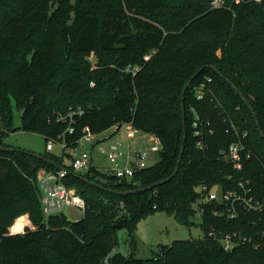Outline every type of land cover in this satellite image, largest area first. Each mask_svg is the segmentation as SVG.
Here are the masks:
<instances>
[{
	"label": "trees",
	"instance_id": "1",
	"mask_svg": "<svg viewBox=\"0 0 264 264\" xmlns=\"http://www.w3.org/2000/svg\"><path fill=\"white\" fill-rule=\"evenodd\" d=\"M212 1L0 0V146L13 147L5 137L17 129L64 143L62 155L46 150L42 158L0 149V264H264V209L230 219L228 202L206 200L215 187L242 192L243 181L264 201V138L228 82L264 132V0ZM124 124L160 138L157 162L132 180L93 163L75 170L71 152L86 134ZM184 133L178 172L153 186L173 174ZM240 140L251 155L237 168L228 149ZM62 167L61 182L86 203L79 221L45 211L39 174ZM157 211L199 223L203 236L162 244L149 259L114 252L120 218L133 237ZM24 214L34 228L11 233ZM235 232L255 241L225 249L222 238Z\"/></svg>",
	"mask_w": 264,
	"mask_h": 264
},
{
	"label": "built area",
	"instance_id": "2",
	"mask_svg": "<svg viewBox=\"0 0 264 264\" xmlns=\"http://www.w3.org/2000/svg\"><path fill=\"white\" fill-rule=\"evenodd\" d=\"M261 1V0H254ZM212 5L215 7H223L225 6V0H213ZM139 67H135V71ZM81 112V111H80ZM64 120L67 119L65 116H60ZM69 117L72 120V113L69 114ZM199 117L196 118L194 125L197 126ZM126 127L128 126V137L134 136L135 133L139 132L136 128H134L131 124H124ZM131 127V129L129 128ZM74 128L70 127L69 131L73 132ZM246 136V133H244ZM154 140L156 141V145H154V149L157 151L161 148V140L160 138L153 135ZM94 135L88 133L86 134L80 141L81 143H85L87 141H93ZM49 144L57 143L56 140L50 139L48 141ZM59 144L63 146V142ZM78 147L73 149V161L72 165L77 171L87 170L92 165L91 154L87 150H82L81 152L77 151ZM246 155L249 157L251 154L247 151L246 146L243 142L237 141L230 144L228 149V155L233 160L235 166L237 168L242 167V155ZM108 158L111 163L110 173L116 175L120 179H128L132 180L136 173H138L143 168L149 166V154L148 151H125L121 147V143H115L110 146L108 151ZM65 175V171H59L57 174L54 173H45L44 175H39V183L41 184L45 196H44V204L45 211L50 214L56 211L61 210L64 206H73L81 212H85L86 203L85 200L78 194L74 189H68L62 182L61 177ZM54 179H58L57 182H53ZM242 187V192L236 190H227L225 192H216L214 189L210 190L208 197L206 200L210 201H219L224 200L228 202L227 215L230 219L236 218L240 215V212L247 211L251 212L252 210L262 211L264 209V201L255 200L250 194V188L245 185V182H240ZM206 189V187L204 188ZM205 202V201H204ZM210 235H215L212 231ZM254 240L252 237H248L242 235L240 233L227 234L222 238V242L224 248L227 250H231L234 247L241 245L247 241ZM255 241V240H254ZM256 246L260 244V242H256Z\"/></svg>",
	"mask_w": 264,
	"mask_h": 264
},
{
	"label": "rangeland",
	"instance_id": "3",
	"mask_svg": "<svg viewBox=\"0 0 264 264\" xmlns=\"http://www.w3.org/2000/svg\"><path fill=\"white\" fill-rule=\"evenodd\" d=\"M94 56H95L94 54L91 55L92 59L94 58ZM14 122L16 127H19L21 125V111H19L15 106H14ZM129 128L131 129V127ZM127 129L128 128L125 125H123V127H121V129L118 131V134L116 136L114 131H109V135L112 134V140L121 138L123 144L125 145V148H126V144L128 143V139L126 137ZM107 134L104 132L102 134L94 136L93 141H90L91 144L81 143L78 146L77 151L81 152L82 150L85 149L91 152V150L93 149L92 146L93 142H96L98 146H100L99 144L101 143L103 144L106 141H107L106 143L109 144L108 141L109 139L103 141V139H105ZM5 141L8 144L12 145L13 147L25 151H30L33 153L42 154L46 150H48V151H53L58 155L63 154V149L60 144L46 143L44 136L37 132L17 129L6 135ZM97 141L100 142L102 141V142L97 143ZM129 142L131 144L130 152L132 153L135 151H143V150L148 151L149 165L154 164L160 159L159 152L156 149H154V145H156V141L152 140L150 136L147 135V133L141 131L137 132L135 133L134 136L130 137ZM94 154L96 156L98 163L101 166V170L106 171L107 169L105 165L108 162L107 157L105 155L100 156L98 149L94 151ZM66 161L71 162V158L67 157ZM81 171L84 172L85 170H81ZM214 190L216 192H220V190L216 189V187L214 188ZM66 209L67 207L64 206L61 210L66 212ZM21 220H25V218L23 217L21 218ZM200 220L201 217L200 214H198V217L196 218V222H199ZM15 225L13 229L17 230ZM116 234L118 239V245L114 249V252H122L127 256L133 254L134 257L136 258L149 259L153 256L154 253L153 251L158 250L160 245L171 244L174 240L177 239L201 238L203 236V230L200 227L199 223L189 226L179 222L174 215H170L165 211H157L153 214L146 216L137 223L134 229L133 237L130 235L127 227L118 228Z\"/></svg>",
	"mask_w": 264,
	"mask_h": 264
},
{
	"label": "water",
	"instance_id": "4",
	"mask_svg": "<svg viewBox=\"0 0 264 264\" xmlns=\"http://www.w3.org/2000/svg\"><path fill=\"white\" fill-rule=\"evenodd\" d=\"M206 67H210L212 69H214L215 71H217L220 75H222V73L213 65H206ZM196 75H194L192 78H190L188 80V82L186 83L185 87H184V94L187 90V88L190 86V84L192 83L193 79L195 78ZM223 76V75H222ZM228 80V79H227ZM228 82L232 85V87L236 90V92L239 94V96L244 100V102L247 104V106L250 108V110L252 111L253 113V116L255 117L256 119V124H257V127L258 129L260 130V133H261V136L264 138V132L262 131L261 129V125H260V122L256 116V112L253 108V106L251 105V103L248 101V99L244 96V94L242 93V91L236 86L234 85L230 80H228ZM182 117H183V123H184V129H186V122H185V104H184V96L182 98ZM185 139H186V134L184 133V139H183V145H182V148H181V151H180V156H179V159H178V164L173 172V174L168 177L167 179H164L158 183H156L155 185L153 186H156V185H160V184H163L169 180H171L172 177H174L176 175V173L178 172V169H179V166H180V162H181V159H182V156H183V153H184V149H185V146H184V143H185ZM0 149H4V150H7V151H22V149H19V148H16V147H5V146H0ZM24 152H27V153H30V154H35L36 156L42 158L43 155L42 154H39V153H33V152H30V151H25L23 150ZM62 169L64 171H66L67 169L66 168H63ZM80 177L84 178L85 180L91 182L92 184H96L94 181H91L89 180L88 178L82 176V175H79ZM58 179H54L53 182H57ZM151 187H144V188H140V189H134V190H131V191H128V192H125L124 194H129V193H136L138 191H146L147 189H149ZM66 214L68 215V217L74 221H79L81 219H83L84 217V213L79 211L78 209H76L75 207L73 206H68L67 209H66ZM129 223V219L127 216L125 217H122L120 218V220L116 223V227L117 228H123V227H127Z\"/></svg>",
	"mask_w": 264,
	"mask_h": 264
},
{
	"label": "crops",
	"instance_id": "5",
	"mask_svg": "<svg viewBox=\"0 0 264 264\" xmlns=\"http://www.w3.org/2000/svg\"><path fill=\"white\" fill-rule=\"evenodd\" d=\"M121 127H123V125L122 126H119V127H115V128H113V129H111V130H109V131H114V133H115V136L118 134V131L121 129ZM127 128H128V126H127ZM109 131H107V132H105L106 134H107V136L105 137V139H103V141H105V140H107V139H109L108 141H109V144H107L106 142H104L103 144L100 142V141H97V143H101V144H99L100 146H98L97 144H96V142H93L92 143V146H93V149L91 150V152L89 151V150H87V151H89L90 152V154H91V161H92V163L98 168V169H100L101 170V166H100V164L98 163V161H97V159H96V156H95V154H94V151L96 150V149H98V151H99V154H100V156H106L107 157V164L105 165L106 166V171L105 172H110V168H111V163H110V161H109V158H108V151H109V149H110V146L111 145H113V144H115V143H121V147L125 150V151H130L131 149V144H130V142H129V139H130V137H128V134H126V137H127V139H128V143L126 144V148H125V145L123 144V141H122V139L121 138H117V139H113L112 140V134L111 135H109ZM127 131H128V129H127ZM140 132V131H139ZM147 135H149L150 136V138L152 139V140H154V138H153V135L152 134H147ZM113 137H114V135H113ZM91 144V142L90 141H87V142H85L84 144ZM85 150V149H84ZM73 153V152H72ZM46 172L45 171H41L40 172V175H44ZM21 217H26L27 218V222H25L24 223V225H23V227H21V228H19V229H17V230H14L13 229V227H14V225H15V223L17 222V220L19 219V218H21ZM21 217H19L17 220H16V222L10 227V232L11 233H20V232H24V230H25V228L26 227H31V228H34V226H33V224H32V222H31V220H30V218H29V215L28 214H26V215H23V216H21Z\"/></svg>",
	"mask_w": 264,
	"mask_h": 264
},
{
	"label": "bare ground",
	"instance_id": "6",
	"mask_svg": "<svg viewBox=\"0 0 264 264\" xmlns=\"http://www.w3.org/2000/svg\"><path fill=\"white\" fill-rule=\"evenodd\" d=\"M73 161V160H72ZM72 163V162H71Z\"/></svg>",
	"mask_w": 264,
	"mask_h": 264
}]
</instances>
